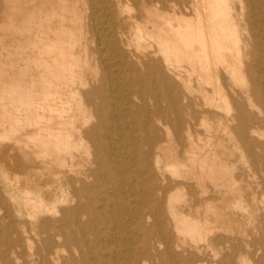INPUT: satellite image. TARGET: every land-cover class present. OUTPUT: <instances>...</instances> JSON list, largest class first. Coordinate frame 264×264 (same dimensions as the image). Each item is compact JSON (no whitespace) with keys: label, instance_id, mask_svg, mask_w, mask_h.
Returning <instances> with one entry per match:
<instances>
[{"label":"bare ground","instance_id":"6f19581e","mask_svg":"<svg viewBox=\"0 0 264 264\" xmlns=\"http://www.w3.org/2000/svg\"><path fill=\"white\" fill-rule=\"evenodd\" d=\"M1 58L4 175L76 104L87 144L0 264H264V0H0Z\"/></svg>","mask_w":264,"mask_h":264},{"label":"rangeland","instance_id":"374dc122","mask_svg":"<svg viewBox=\"0 0 264 264\" xmlns=\"http://www.w3.org/2000/svg\"><path fill=\"white\" fill-rule=\"evenodd\" d=\"M0 61H2V58L0 59ZM73 83L75 85V81H73ZM75 86L79 87V85H75ZM82 120H83L82 112H81L80 107L77 104H76V113L74 115L64 113L63 110H60V112H58L57 115H55V121H56L57 127H61L62 125H65L67 129H59V128L55 129V133L59 134V137L58 138L54 137L53 138L54 140L43 142L47 147V149L44 148L45 151L40 149V147L37 144H34V143L32 144L33 151H35V153L36 152L43 153L42 156L44 158L46 157L45 160H48L47 165L43 166V169L46 168V171H45L46 173L41 175V177H39L42 179L45 177L46 179L45 183H47V181L53 177L54 171L55 169H57L55 165L57 156L58 158L61 157L60 159H62V161L65 160L66 162H68L65 175L68 176L69 169L71 167H73V169L78 168L77 165H73V164L76 161H78V157L82 158L85 156L86 154L85 148L87 144L82 137V129H77ZM34 145H35V148H33ZM40 150L43 152H40ZM52 169H53V172H52ZM65 180H66V177L62 176L61 184L63 187H65ZM39 183H40L39 181L38 182L35 181V190H33L32 192L33 203H32V207L29 208V210L31 211L30 217L27 216V213L25 212L13 213L10 215V218H7L0 223V227L7 228L10 226H13V228L17 229L22 222L25 225L31 224L35 226L36 228V225H38L41 221L51 220L57 217L58 214L55 215L54 212L58 207L56 205L55 198H53V191H52L51 185L47 184L49 196L47 199V203L45 205V204H42V201H41L43 200V198L40 199L39 197L40 196ZM0 196L4 200V204H5L3 208L0 210V214H1L4 210H8L9 207L7 206L8 203L1 189H0ZM59 203L60 205L62 204L61 208L65 206V201L61 200Z\"/></svg>","mask_w":264,"mask_h":264},{"label":"crops","instance_id":"0c3cea01","mask_svg":"<svg viewBox=\"0 0 264 264\" xmlns=\"http://www.w3.org/2000/svg\"><path fill=\"white\" fill-rule=\"evenodd\" d=\"M0 129L2 128L0 127ZM45 158L43 157L42 159L43 162L42 161L39 162L42 164V166H46L48 163V160H45ZM45 171H46V168L43 169V171H41L39 176L41 177V175L45 174L46 173ZM3 172H4L3 169L0 167V189L3 191L4 197L8 203L7 206L13 213H23L29 210L30 207H32V203H33L32 192L33 190H35V181L40 182L39 184L40 196L39 197L40 199L43 198V200H41L42 204L46 205L47 199L49 196L48 194L49 191H48V185L47 183H45L46 182L45 177L42 179V178H39L38 176L34 180L33 183H32L33 180H30L29 182L30 193H26L25 192L26 190L22 188L23 185H20V183L17 184L16 182H14L13 177H9V176L6 177ZM31 186L33 189L31 188Z\"/></svg>","mask_w":264,"mask_h":264}]
</instances>
